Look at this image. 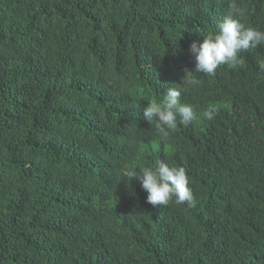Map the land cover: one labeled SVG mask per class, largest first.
Masks as SVG:
<instances>
[{
    "label": "trees",
    "instance_id": "16d2710c",
    "mask_svg": "<svg viewBox=\"0 0 264 264\" xmlns=\"http://www.w3.org/2000/svg\"><path fill=\"white\" fill-rule=\"evenodd\" d=\"M232 2L0 0V264H264V46L215 75L189 52ZM168 87L196 115L162 141L143 109ZM157 161L194 207L147 202Z\"/></svg>",
    "mask_w": 264,
    "mask_h": 264
},
{
    "label": "clouds",
    "instance_id": "9594fccd",
    "mask_svg": "<svg viewBox=\"0 0 264 264\" xmlns=\"http://www.w3.org/2000/svg\"><path fill=\"white\" fill-rule=\"evenodd\" d=\"M247 11V8L239 6L233 0L229 4L228 13L217 24V32L203 34L202 42L199 44L192 42L189 45V52L195 58L193 70L195 73L215 75L216 69L222 65L235 70L242 64L239 53L264 46V31L243 22ZM258 66L264 71V61ZM193 71L186 72L183 77H187L189 85L198 84V80L192 78ZM181 92L180 88L168 87L162 102L148 103L143 109L144 118L150 123L155 122V128L162 141L168 139L170 132L176 130L178 124L188 125L195 119L196 114L192 105L181 102ZM216 114L217 109L214 105L201 113L208 121L213 120ZM140 171L142 174L137 178L148 193L146 197L148 203L154 206L167 205L174 198L177 205L195 206L189 176L184 167L170 166L163 161H157L154 169L143 167ZM127 175L130 180L136 176V172L133 169Z\"/></svg>",
    "mask_w": 264,
    "mask_h": 264
}]
</instances>
